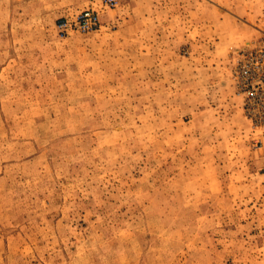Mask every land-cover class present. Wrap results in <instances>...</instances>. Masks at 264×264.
<instances>
[{
  "label": "rangeland",
  "instance_id": "obj_1",
  "mask_svg": "<svg viewBox=\"0 0 264 264\" xmlns=\"http://www.w3.org/2000/svg\"><path fill=\"white\" fill-rule=\"evenodd\" d=\"M255 49L264 0H0V264H264Z\"/></svg>",
  "mask_w": 264,
  "mask_h": 264
},
{
  "label": "built area",
  "instance_id": "obj_2",
  "mask_svg": "<svg viewBox=\"0 0 264 264\" xmlns=\"http://www.w3.org/2000/svg\"><path fill=\"white\" fill-rule=\"evenodd\" d=\"M116 0H103L104 5H114ZM98 16L95 11L85 10L76 15L71 23L65 21L59 25L60 30H68L71 25H74L80 30H88L97 25ZM261 52L258 50L249 51L243 63L241 70L238 72V81L241 84H246L252 89L248 97L251 95L258 99V104L264 106L261 99L264 97V59L260 56ZM253 106V105H251ZM249 107V106H248ZM264 111V109H263ZM264 116V115H263Z\"/></svg>",
  "mask_w": 264,
  "mask_h": 264
},
{
  "label": "crops",
  "instance_id": "obj_3",
  "mask_svg": "<svg viewBox=\"0 0 264 264\" xmlns=\"http://www.w3.org/2000/svg\"><path fill=\"white\" fill-rule=\"evenodd\" d=\"M260 155H261L260 163L262 164V166H264V146H263L262 149H261ZM260 176H261L262 178H264V172H263V174H261Z\"/></svg>",
  "mask_w": 264,
  "mask_h": 264
}]
</instances>
